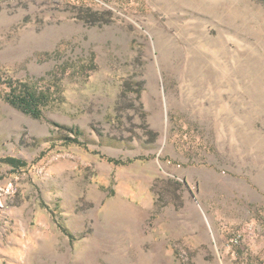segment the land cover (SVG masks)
<instances>
[{"label":"rangeland","instance_id":"374dc122","mask_svg":"<svg viewBox=\"0 0 264 264\" xmlns=\"http://www.w3.org/2000/svg\"><path fill=\"white\" fill-rule=\"evenodd\" d=\"M0 75V264H264V0H0Z\"/></svg>","mask_w":264,"mask_h":264},{"label":"trees","instance_id":"16d2710c","mask_svg":"<svg viewBox=\"0 0 264 264\" xmlns=\"http://www.w3.org/2000/svg\"><path fill=\"white\" fill-rule=\"evenodd\" d=\"M0 85H4L5 99L14 107L22 112L39 118L43 115L44 107L51 102L48 93L45 90L37 89L31 83L11 77H2L0 75ZM75 142H78L74 140ZM114 163H118L114 159H109ZM6 162L16 164L17 160L11 157L5 159ZM20 164H24L22 161Z\"/></svg>","mask_w":264,"mask_h":264},{"label":"built area","instance_id":"2783aa9c","mask_svg":"<svg viewBox=\"0 0 264 264\" xmlns=\"http://www.w3.org/2000/svg\"><path fill=\"white\" fill-rule=\"evenodd\" d=\"M260 217H261V220L264 221V207L261 209V215H260Z\"/></svg>","mask_w":264,"mask_h":264}]
</instances>
